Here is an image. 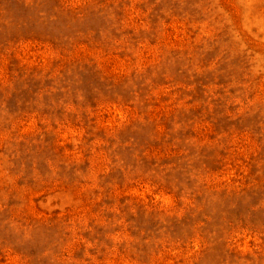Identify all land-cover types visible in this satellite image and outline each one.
<instances>
[{
  "label": "rangeland",
  "instance_id": "374dc122",
  "mask_svg": "<svg viewBox=\"0 0 264 264\" xmlns=\"http://www.w3.org/2000/svg\"><path fill=\"white\" fill-rule=\"evenodd\" d=\"M0 264H264V0H0Z\"/></svg>",
  "mask_w": 264,
  "mask_h": 264
}]
</instances>
